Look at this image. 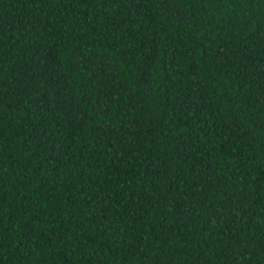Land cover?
<instances>
[{"label":"trees","instance_id":"1","mask_svg":"<svg viewBox=\"0 0 264 264\" xmlns=\"http://www.w3.org/2000/svg\"><path fill=\"white\" fill-rule=\"evenodd\" d=\"M0 264H264V0H0Z\"/></svg>","mask_w":264,"mask_h":264}]
</instances>
